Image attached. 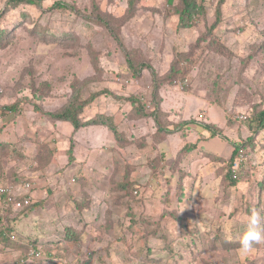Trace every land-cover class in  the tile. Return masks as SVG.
<instances>
[{"label": "rangeland", "instance_id": "374dc122", "mask_svg": "<svg viewBox=\"0 0 264 264\" xmlns=\"http://www.w3.org/2000/svg\"><path fill=\"white\" fill-rule=\"evenodd\" d=\"M197 1L190 27L183 0H42L5 14L0 185L19 195L28 179L38 202L0 208L2 226L17 229L0 239V264H264V242L239 250L259 191L264 212V128L248 123L264 110V0ZM96 92L81 119L104 114L119 141L106 125L76 130L48 114ZM239 144L248 162L235 186Z\"/></svg>", "mask_w": 264, "mask_h": 264}, {"label": "trees", "instance_id": "16d2710c", "mask_svg": "<svg viewBox=\"0 0 264 264\" xmlns=\"http://www.w3.org/2000/svg\"><path fill=\"white\" fill-rule=\"evenodd\" d=\"M197 2H198L197 0H183L182 8L177 10V13L179 14V18H180V24L184 25L185 27L191 26V21L195 17L196 13H199V11L201 10V8H200L201 6ZM22 4H29V5L40 6V7L43 5L42 0H8L7 9L5 11L0 10V24L3 21L5 14L10 9L14 8L15 6H21ZM65 7L67 8V4H65L63 2H56L55 4L52 5V8H65ZM220 13H221L220 11H217V21L219 20ZM3 32H4V30L0 29V34H2ZM115 37L117 38L116 35H115ZM131 67H132V65H131ZM101 93L102 92H96V93L90 94L87 97V99L82 101L81 104H77V105L74 104V101H71V99H70L69 102L66 105H64V107L62 109H60L59 111H56L54 113H48V114L56 120L71 122L74 125L76 130L79 129L80 127L86 126V125H106L110 129V131H112L116 140L119 141V139H122V130L119 128L116 121H115V123H111L108 120V118L104 117V114H100L99 116H94L90 119L88 118V120H82L81 119V115L84 112V109L88 106V104L89 105L92 104L98 98V96L101 95ZM35 94H37V93L35 92L34 96H35ZM41 99H44V96L41 97ZM130 100H131L130 103H131L132 107L133 106L135 107V105H137L139 114L141 116H145L146 115V111H145L146 109L144 108V106H142V107L140 106V103H139L140 101L135 100V99H133V100L130 99ZM43 107L44 106H41L42 110H43ZM157 107H158V105L155 106L156 111L154 110L153 115L155 116L156 121L159 124L158 130L160 132L161 131H168L169 132L170 130H168V128L166 129L164 125H161L159 123V116L157 113V111L159 112V110L157 109ZM8 108H10V112H16L15 107L8 106ZM36 109L40 110V107L36 105ZM160 111L163 112V111H167V110L160 109ZM246 117L248 118V116H246ZM248 123H249V127L253 128V130H259L260 128H264V110L258 111L257 114H255V112H254L252 114L251 122H248ZM204 126L212 131V133H211L212 136L218 135V131L215 128H213L214 124L212 125V124L207 123ZM246 141H248V140H246ZM245 143H247V142H245ZM8 146H10V145L8 144ZM241 147L245 152H247L245 150L243 144H239L238 147H235V149H234V155H232L230 157V159L228 160L229 161L228 162L229 163L228 174H229V177L231 180V184H233L235 186L240 184L242 182V180L244 179L245 172H246L245 167H246V164L248 162V159H247L245 162L241 163L238 170H234V161L238 157V154L241 150ZM13 151L17 152L16 148H14ZM52 155H53L52 151L48 150L46 152V154L42 156L44 158V160H42L43 164H41L40 167L43 168L45 166V168H46V166L49 164V161L52 158ZM25 180L26 179L23 178V181H25ZM126 187H128V185L124 184L123 188H126ZM262 188L263 187H261V189ZM250 193H252V196L254 197V189L252 191H250ZM250 193H249V195H250ZM2 197L5 198L6 200H8L7 194H3ZM257 197L259 200V204H255V205H249L248 204L249 208L247 207L245 209V211L248 214H250V212L253 209L261 210L262 215L264 214L262 208L260 207L261 206L260 202H261L262 197H263V195L260 191L258 192ZM18 200L23 202L24 197H20V198H18ZM13 202H17V200L10 201V206L13 204ZM35 202H38V201L33 199V201L31 203L24 205L20 214H24L25 212H28L30 209H33L35 207V205H34ZM133 204H134V202H133ZM10 206L7 208V210H9ZM4 211H6V210H4ZM129 214L133 215L132 212H129ZM2 224H4V222L2 221V218L0 216V226L2 227V230L0 232V239H2L4 241L12 239L16 235L15 231L17 230L16 227L14 225H12L14 223L12 222V224H9L8 226H2ZM184 239H186V238L184 237ZM183 241H185L183 251L186 252V254L190 255V249L192 248V244L190 242H186V240H183ZM169 249L172 250L173 249L172 246H169ZM148 251L151 252L152 250L148 249ZM193 255L197 256L195 249H194ZM171 256H174V251L171 252ZM175 261H176V259H174V262Z\"/></svg>", "mask_w": 264, "mask_h": 264}, {"label": "clouds", "instance_id": "9594fccd", "mask_svg": "<svg viewBox=\"0 0 264 264\" xmlns=\"http://www.w3.org/2000/svg\"><path fill=\"white\" fill-rule=\"evenodd\" d=\"M246 120V115H241ZM264 242V215L261 210L253 209L246 221L245 229L239 238L240 253L250 254L254 247Z\"/></svg>", "mask_w": 264, "mask_h": 264}, {"label": "built area", "instance_id": "2783aa9c", "mask_svg": "<svg viewBox=\"0 0 264 264\" xmlns=\"http://www.w3.org/2000/svg\"><path fill=\"white\" fill-rule=\"evenodd\" d=\"M246 160H247L246 152L243 149H241L239 154H238V157L234 161V170H238L241 163L245 162ZM0 176H1V166H0ZM18 183H21L20 185H21L22 189H26L25 193L19 194V195L14 194L15 193V190H14L15 184H10L11 186L0 185L1 196L3 194H7V197H8V200H6L5 198L2 197V199L0 201L1 211L7 210V208L10 206V201L18 200V198H20V197H24V200L22 202L24 205L29 204L33 201V196L31 193V190H32L31 188L33 186L32 183L30 181H28V179H26L25 181H22V182H18ZM19 202H21V201H19ZM15 238H16V235L12 239H15ZM33 250H35V249H33Z\"/></svg>", "mask_w": 264, "mask_h": 264}, {"label": "crops", "instance_id": "0c3cea01", "mask_svg": "<svg viewBox=\"0 0 264 264\" xmlns=\"http://www.w3.org/2000/svg\"><path fill=\"white\" fill-rule=\"evenodd\" d=\"M163 91H164L163 93H165V94H167V93H168V91H167L166 89H163ZM164 109H166V108H164ZM88 118H90V117H88ZM199 124H201V123H199ZM202 125H203V124H202ZM9 126H11V124H9ZM209 131H210V130H209ZM1 133H2V131L0 130V134H1ZM112 135H113V133H112ZM113 137H114V136H113ZM234 149H235V148H233V147H232V151H231V153H230V156H229V157H231L232 155H234ZM76 161H78V160H76ZM74 162H75V161H74ZM34 200H36V201H37V199H35V198H34Z\"/></svg>", "mask_w": 264, "mask_h": 264}]
</instances>
